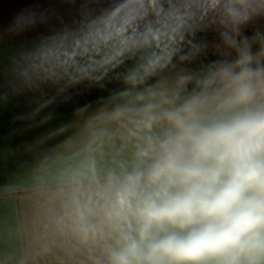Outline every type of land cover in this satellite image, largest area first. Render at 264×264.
<instances>
[{"label":"clouds","instance_id":"obj_1","mask_svg":"<svg viewBox=\"0 0 264 264\" xmlns=\"http://www.w3.org/2000/svg\"><path fill=\"white\" fill-rule=\"evenodd\" d=\"M0 264H264V0L14 9Z\"/></svg>","mask_w":264,"mask_h":264},{"label":"crops","instance_id":"obj_2","mask_svg":"<svg viewBox=\"0 0 264 264\" xmlns=\"http://www.w3.org/2000/svg\"><path fill=\"white\" fill-rule=\"evenodd\" d=\"M31 2V0H0V23L6 22L9 14L23 3ZM7 124L5 122V130Z\"/></svg>","mask_w":264,"mask_h":264}]
</instances>
